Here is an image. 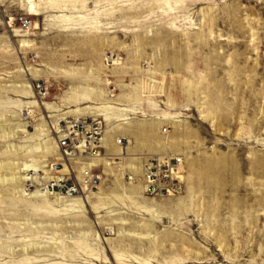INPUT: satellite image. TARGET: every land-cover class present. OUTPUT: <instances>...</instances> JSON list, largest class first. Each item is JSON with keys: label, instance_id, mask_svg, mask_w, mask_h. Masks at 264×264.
Returning a JSON list of instances; mask_svg holds the SVG:
<instances>
[{"label": "rangeland", "instance_id": "obj_1", "mask_svg": "<svg viewBox=\"0 0 264 264\" xmlns=\"http://www.w3.org/2000/svg\"><path fill=\"white\" fill-rule=\"evenodd\" d=\"M21 1L0 0V264H264V0ZM87 116L99 156L64 159ZM174 156L176 193L148 196L142 163ZM87 166L94 191L48 192Z\"/></svg>", "mask_w": 264, "mask_h": 264}, {"label": "built area", "instance_id": "obj_2", "mask_svg": "<svg viewBox=\"0 0 264 264\" xmlns=\"http://www.w3.org/2000/svg\"><path fill=\"white\" fill-rule=\"evenodd\" d=\"M18 24L21 30H24L30 27L31 22L27 17L21 16L18 18ZM108 58L105 62L110 63L111 56ZM103 134V125L98 118L87 116L68 119L60 126L57 148L62 151L64 159L71 158L74 160L78 156H83L84 161H87L92 157H98L97 155L100 154ZM116 142L124 147L125 141L123 139L120 138ZM168 159L160 162V160L153 158L142 163L148 196H162L166 191L168 192V189L166 190L168 185L172 189L179 185L178 179L172 173L177 171L176 167L181 164V160L180 158H170L167 162ZM87 167V171H82L84 178L81 182L75 176H63L60 180L55 179L48 182L47 190L54 196L59 195L61 197H74L94 191L96 186L100 184L102 173L97 166ZM170 167H172V171H170ZM174 192L176 193V190Z\"/></svg>", "mask_w": 264, "mask_h": 264}, {"label": "crops", "instance_id": "obj_3", "mask_svg": "<svg viewBox=\"0 0 264 264\" xmlns=\"http://www.w3.org/2000/svg\"><path fill=\"white\" fill-rule=\"evenodd\" d=\"M126 122H130L129 120H124V121H115L112 120L110 122V125L107 127V129L105 130V148L109 149L111 152L114 153V150H116V146H115V140L118 138H127L129 139L131 136L130 130H129V124H126ZM141 151H139L138 149L135 148H128L125 147V154H133V153H139Z\"/></svg>", "mask_w": 264, "mask_h": 264}, {"label": "bare ground", "instance_id": "obj_4", "mask_svg": "<svg viewBox=\"0 0 264 264\" xmlns=\"http://www.w3.org/2000/svg\"><path fill=\"white\" fill-rule=\"evenodd\" d=\"M20 4H22V7L24 8V9H26L27 10V12L28 13H30L31 15H37V10H36V5L34 4V0H28V1H26V2H24V1H21L20 2ZM21 29V28H20ZM59 131L60 130H58L57 132L59 133ZM57 133V134H58ZM102 141H103V138H102ZM102 141H101V145H102ZM118 146H119V144H117ZM98 153V152H97ZM97 153H95V154H97ZM93 156H94V154H93ZM97 156H99V155H97ZM79 157H81V156H79ZM83 157V156H82ZM96 157V156H95ZM170 157V156H169ZM92 158H94V157H92ZM172 158H179V157H171V159ZM170 160V158L167 160V162ZM180 160H181V158H180ZM163 161H165V160H163ZM160 162H162V161H160ZM182 163V162H181ZM63 168H62V170H60L59 172H58V174H60L61 173V171H63L64 170V168H66V173L68 172V168H67V166H66V164H64L63 163ZM91 168H93L94 166H90ZM88 167H86V168H84V169H81V171H80V174H79V177L77 178V180H79L80 182H81V180L84 178L83 177V172L82 171H87L88 169H87ZM177 168V171L175 172V173H172V175L174 174L175 175V177H177L178 179H181L182 177H181V175L180 176H178L179 174H180V171H181V164L179 165V166H177L176 167ZM170 169V171H172V167H170L169 168ZM143 171H144V169H143V165H142V169H141V175L142 176H144V173H143ZM65 173V174H66ZM101 179H102V177H101ZM60 180V179H59ZM143 180H144V182H143V191L144 192H146V194H147V183H146V181H145V178L143 177ZM100 183H101V181H100ZM168 189V192L166 191V193L165 194H169V192H171V191H173L174 189H172L171 187H170V185H168L167 187H166V190ZM49 192V191H48ZM90 192H92V191H90ZM50 193V192H49ZM86 193H88V192H86ZM50 194H52V193H50ZM53 195V194H52ZM56 196V195H55ZM58 197H61V196H59V195H57ZM85 196H88V195H85ZM74 197H76V196H74ZM74 197H62V198H66V199H72V198H74ZM75 199V198H74ZM73 200V199H72Z\"/></svg>", "mask_w": 264, "mask_h": 264}]
</instances>
